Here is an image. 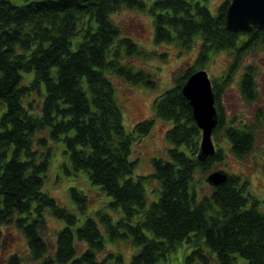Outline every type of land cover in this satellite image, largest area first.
I'll use <instances>...</instances> for the list:
<instances>
[{
  "label": "trees",
  "instance_id": "obj_1",
  "mask_svg": "<svg viewBox=\"0 0 264 264\" xmlns=\"http://www.w3.org/2000/svg\"><path fill=\"white\" fill-rule=\"evenodd\" d=\"M229 1L214 15L208 0H0V101L7 105L0 119V228L10 223L21 228L34 259L41 258V264H112L108 259L115 256L98 258L104 242L96 218L88 216L78 226L76 214L45 190L53 149L36 148L40 142L46 145L50 134L64 141L72 167L87 170L92 182L113 198L110 204L123 211L117 222L106 211L98 215L112 237L130 234L141 247L131 264H157L177 245L191 240L192 233L204 240L210 253L195 250L188 261L197 255L202 264H236L239 254L246 264H264V211L240 178L229 175L226 183L202 198L193 185L197 171L210 169L225 157L222 135L238 157L248 155L256 139L252 123L224 119L220 94L242 55L264 47V27L248 34L228 30ZM124 8L154 15L156 42L191 48L198 35L202 40L195 64L176 76L174 86L155 101L156 115L172 122L166 135L173 147L167 158H154L152 177L162 189L148 207L145 177L132 176L136 161L130 156L134 142L148 134L154 119L128 131L108 75L117 74L133 84L155 83L150 73L122 61L123 56L140 52L136 41L122 36L113 18ZM224 50H234L236 59L221 82L212 80L218 109L213 139L219 147L202 160L201 131L182 87L196 66ZM22 72H34L33 79L23 83ZM241 87L246 100L256 97L253 68L244 74ZM41 131L48 134L37 138ZM71 193L87 205L82 191L72 188ZM46 207L66 220L57 233L55 257L45 255L49 248L41 234ZM78 243L86 249L80 251ZM115 258V264H124L121 256ZM20 260L14 254L9 264Z\"/></svg>",
  "mask_w": 264,
  "mask_h": 264
},
{
  "label": "rangeland",
  "instance_id": "obj_2",
  "mask_svg": "<svg viewBox=\"0 0 264 264\" xmlns=\"http://www.w3.org/2000/svg\"><path fill=\"white\" fill-rule=\"evenodd\" d=\"M225 0H208L207 6L212 14L219 13V7ZM121 27L122 36L130 37L140 47L137 54L125 55L124 63L133 64L135 69H142L152 75L154 84H133L117 74H108L116 88V97L124 116V124L128 131L134 130L140 122L154 119L151 130L134 142L130 159L136 161L133 177L144 176L143 185L146 191L147 207L157 201L161 194V183L152 177L155 172L154 158H167L168 149L173 144L167 139V130L172 122L160 119L156 115L155 101L175 84L176 76L195 64L201 45V35H198L191 48H186L177 42H156L154 15L148 10L124 8L113 16ZM246 34V33H244ZM244 38V36H242ZM125 54V50L123 51ZM239 63L233 69L232 77L220 94V103L224 119L233 124L252 123L255 125L256 139L253 150L244 157H238L232 150L228 140L222 135L220 144L223 147L224 158L212 168L197 171L193 181L199 198L210 196L213 185L207 181L208 175L216 170H225L230 175L240 178L246 185L247 193L252 199L258 200V207L264 211V47L247 51L242 55ZM234 50H224L212 53L204 65L196 66L205 69L211 80L221 82L224 75L235 63ZM250 68L254 69L256 97L246 100L242 93L241 81ZM23 83H28L34 77V72H22ZM42 101V100H41ZM36 104V102H35ZM26 105V103H25ZM27 106V105H26ZM39 108V105L36 104ZM217 107V106H216ZM7 110V105L0 101V119ZM218 110V109H217ZM47 131L38 132L36 137L47 135ZM47 144L40 142L37 151L42 152L48 145L53 149V156L49 167L45 190L53 196L60 205L76 214L77 225H82L88 216L99 221L103 234L104 249L98 255L99 259L108 254L115 255L108 259L115 264L116 256H121L124 264H131L133 256L140 251V246L133 241L130 234L112 237L100 221L98 212L103 210L111 215L114 222L119 221L124 213L110 203L113 198L102 188L94 184L90 174L85 169L75 170L72 167L69 154L65 152L63 140H56L50 134L45 137ZM216 148L219 147L215 141ZM37 147V145H36ZM42 149V150H41ZM77 188L87 197V205L72 196L71 189ZM249 202L248 206H250ZM37 203L32 208V214L37 215ZM45 218L41 230L42 237L48 245L47 256L55 257L57 233L66 225L64 218H58L50 207L43 210ZM134 222V221H133ZM126 232V229H120ZM149 235H151L149 233ZM191 240H185L168 252L157 264H202L203 260L195 255L194 259L187 258L195 250L202 249V253H210V248L204 240H198L195 233ZM80 251L86 249L84 243H78ZM20 257L19 264H41L42 259H34L26 234L15 223L2 225L0 228V264H9L12 255ZM215 256V254L213 253ZM236 264H246V259L236 254Z\"/></svg>",
  "mask_w": 264,
  "mask_h": 264
},
{
  "label": "water",
  "instance_id": "obj_3",
  "mask_svg": "<svg viewBox=\"0 0 264 264\" xmlns=\"http://www.w3.org/2000/svg\"><path fill=\"white\" fill-rule=\"evenodd\" d=\"M225 25L228 30L239 33L263 28L264 0H230L225 12ZM182 92L192 107L193 118L201 131L198 157L203 160L217 151L213 131L218 124V111L208 72L205 69L194 71L184 83ZM229 175L225 170H216L208 175L207 181L219 186L228 181Z\"/></svg>",
  "mask_w": 264,
  "mask_h": 264
},
{
  "label": "flooded vegetation",
  "instance_id": "obj_4",
  "mask_svg": "<svg viewBox=\"0 0 264 264\" xmlns=\"http://www.w3.org/2000/svg\"><path fill=\"white\" fill-rule=\"evenodd\" d=\"M252 32V31H251ZM246 34H248V33H246Z\"/></svg>",
  "mask_w": 264,
  "mask_h": 264
}]
</instances>
